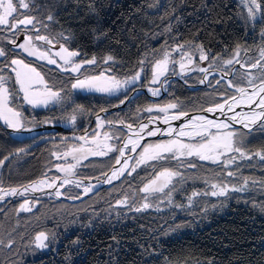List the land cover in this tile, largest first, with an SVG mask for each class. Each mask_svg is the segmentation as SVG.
Segmentation results:
<instances>
[{
    "label": "trees",
    "instance_id": "1",
    "mask_svg": "<svg viewBox=\"0 0 264 264\" xmlns=\"http://www.w3.org/2000/svg\"><path fill=\"white\" fill-rule=\"evenodd\" d=\"M26 2L30 3L31 10H26L28 14L48 25L47 28L37 25L41 34L55 37L59 41L54 42L55 45L64 43L70 50H79L83 58L95 56L99 65H95L96 70L111 67L116 76L124 78L140 67V60H145V72L141 73L142 79L135 85L138 88L148 86L151 64L160 58L164 45L175 48L177 44L184 47L202 44L210 57L219 55L227 58L237 45L241 48L254 46V38L264 32V23H257L254 31L249 29L234 0ZM168 7L171 10L162 18ZM49 14L54 17L53 21L47 19ZM60 33L70 35V39L62 40ZM8 41L0 33V47L7 53V57H0V64L5 59L10 63V58L16 57L29 62V57ZM17 42L23 43L22 40ZM108 55L113 56L115 62L104 64L103 60ZM32 65L38 67L50 84L66 88L67 91L61 93L68 97L66 107L57 104L58 108L76 111V100L71 96L69 83L65 86L59 79L61 76L45 65ZM4 73L12 77L7 68ZM171 98L181 105V111H200L208 106L198 104L194 93L177 92ZM92 102L94 104L82 108L84 118H91L112 103L105 104L98 97ZM149 106L148 98L138 95L128 105V118L134 122L140 120L141 111ZM11 144L13 146L11 139L0 136V159L10 152ZM244 144L250 153L264 149V131L244 141ZM110 162L111 159L104 161L100 158L81 161L76 177H98L110 169ZM242 162L246 166L243 177L264 182V161L253 156L251 160ZM132 182L136 183V178H132ZM199 183L202 184L201 181ZM172 184L175 205L163 214L150 208L135 211L134 207L110 214L106 211L102 214L85 212L74 222L70 218L69 223L73 225L68 227V223L64 225L67 229H60L55 234L56 248H50L23 264H264V216L260 217L250 205L234 203H230L223 213L221 210H210L203 216L184 213L181 210H186V201L200 185H192L186 177L183 181L175 179ZM122 190L117 188L109 195L101 189L96 196L102 200L110 197V202L114 203ZM258 199L263 200L260 204L264 205V194H256V203ZM6 211L7 208H2V212ZM3 218L0 214V223ZM8 224L10 231L13 221ZM45 227L51 229L49 225Z\"/></svg>",
    "mask_w": 264,
    "mask_h": 264
},
{
    "label": "snow or ice",
    "instance_id": "2",
    "mask_svg": "<svg viewBox=\"0 0 264 264\" xmlns=\"http://www.w3.org/2000/svg\"><path fill=\"white\" fill-rule=\"evenodd\" d=\"M241 2L247 9L248 20L255 24L257 22L256 14L261 13L260 22L264 23V0H241ZM21 9L30 11V3L26 2V0H0V26L5 31H11L13 37L21 34L25 35L24 42L19 45L16 44L15 38L9 39L8 42L21 49L27 56L35 57L37 60H46L48 64H55L63 72L77 74L74 82L71 83L72 89L100 92L109 95H116L123 89L126 94L129 90V85H135L142 79L141 73L145 72V60H140L138 62L140 67L123 79L115 74H110L111 67L103 69L97 74L86 75L81 73V69H84L86 65L99 66L96 57L93 56L91 59L83 58L79 50H70L64 43H60L59 51L54 54L51 53L50 49H42L35 41H43L45 44L53 46L54 42L59 41H56L55 37L50 38L47 34H41L40 27L37 25L44 28H47L48 25L43 24L37 17L29 15L27 11H21ZM47 19L53 21L54 17L49 14ZM30 31L36 34L34 36L29 34ZM261 35L264 36V32ZM59 36L62 40L70 39V35L65 36L64 33H60ZM196 49L200 52L201 61L209 59L208 53L202 44L196 45ZM175 51L181 55L180 69L183 72L186 67L184 58H188V64L192 63V58L185 50L183 44H177ZM240 55L241 46L237 45L229 57L223 58L218 55L209 60V68L213 67L217 61H220L225 67L221 79H224L228 74L226 70L227 66L234 63L240 64L241 68H258L261 70L259 77H254L247 71L243 74L247 78L248 87L252 89L251 92L245 87L234 85L232 80H228V87H235L239 95L232 94L224 102H217L211 107L202 109V111L213 114L219 112L222 116H225L224 120L208 119L203 115L190 116L187 111L182 110L172 117L166 115L164 122L167 123L169 119H182L184 117H188V122L183 124L179 129L169 127L167 132H163L160 129L151 130L145 124L138 125L134 130L132 124H125V121L120 120L119 124L124 125L131 135L123 132L116 134L104 131L103 133H93L91 139L87 136L76 137L77 140L82 141L81 144L72 145L66 151L52 153L57 160L63 159L67 161L68 157L71 156L72 161H74V163L68 162L55 165L56 170L63 173L62 177L53 176L49 178L45 173L44 178L17 187L4 186L3 181L0 180V201H3L7 196H27L30 192L43 191L44 187L55 188V195L60 197L62 195L60 188L69 184L83 187L84 193L87 194L95 186L91 184L85 186L83 179H75L78 175L75 170L80 166L81 161L88 159L89 156H107L113 152L117 153V155L112 157V161L110 162L111 174L109 175L107 172L102 173L105 177L104 183L111 184L113 180L120 179L126 172L127 175L131 176L132 173H137V169L141 165L153 169L151 178L146 179L143 186L138 189L139 192L145 193V196L142 197L145 202L142 206L136 207L135 211L148 208L150 206L148 203L149 197L156 193H163L168 197L169 202H171V191L173 189L169 186L172 185L173 178L180 176L181 173L160 163L161 161L196 157L200 161L218 164L223 168H227L237 160L238 157L235 154H238L239 158L248 160L256 156L261 161H264V149L250 153L244 144V136L248 133L239 131L235 127V125H242L244 129H248L249 133L252 131L253 126L264 129V48L260 49V59H257L250 65L246 62H241ZM0 57H7V53L2 47H0ZM54 57H58L59 61ZM76 57L82 58L77 60ZM109 62H115V58L111 55L106 56L103 60L104 64H109ZM170 62L176 63V60L172 56L171 50L166 49L163 51L162 56L155 59L151 64L150 84L160 82L159 78L166 75L169 71ZM6 68L15 74L14 84L18 85V90L9 86V81L12 80V77L4 73ZM209 68H198V70L207 73ZM144 78L147 79V75ZM204 79H207V76ZM203 82L202 80L201 83ZM216 83L219 84L220 81L217 80ZM62 91V88H57L55 84H50L41 71L38 70V67L33 66L30 62H26L25 59L19 57L10 58V63L8 59H5L4 63L0 64V122H3L7 128L17 133L31 131L30 125L32 122L25 117L21 110V105L16 103L17 97L20 98L21 104L30 105L32 108H47L50 104H61L63 102L65 97L61 95ZM149 91L154 96L158 95V89L149 88ZM124 102L123 99L120 100V103ZM253 105L260 109V111H256L252 107ZM176 107V104H168L156 109L149 106L145 108V111L153 112L155 110L167 114L169 109H175ZM241 107H248L249 111H235L236 108ZM102 111H106V109H102ZM229 112L232 115L228 116L227 113ZM69 119L75 123L76 116L70 115ZM155 119L157 118L153 117L150 123ZM106 123L111 125L114 121H105L98 118L97 128H103ZM174 131L177 133L176 137L167 141L154 144L149 143L147 145H142L141 143L145 136H156L158 134L172 136ZM101 135L103 139L100 138ZM185 137L189 141L195 142L186 143L181 139ZM197 137L199 138L198 140L196 139ZM113 139L122 140L123 142L113 145L109 143ZM138 148L141 151L137 152ZM25 151L24 148H19L16 150V154L18 155ZM127 153L135 155H127ZM8 159L9 156H4L0 159V167H3L5 161ZM157 164H159V167H157ZM187 167L195 168L197 165L191 159H187ZM226 175L228 177H235L236 173L229 170L226 172ZM137 176H139V173H137ZM94 178L99 179L98 177ZM242 180L243 183L239 186L231 181L224 182L223 180L218 183H211L210 187L212 190L210 194L212 196L227 197L229 192L248 190L249 178L243 177ZM205 182L207 183L208 181L206 180ZM165 189H169V191L165 192ZM205 194L207 195L208 193L206 192ZM193 195H196V193ZM117 203L124 204L125 201L121 200ZM30 204H32V201L25 199L20 205L19 211L30 212L32 210L29 206ZM254 207H259L264 212V205H254ZM47 240L48 233L41 231L35 235L34 240L30 243H33L36 248H45L47 247L45 243ZM3 243L0 240V244ZM14 243V240H9L5 246L11 248Z\"/></svg>",
    "mask_w": 264,
    "mask_h": 264
},
{
    "label": "rangeland",
    "instance_id": "3",
    "mask_svg": "<svg viewBox=\"0 0 264 264\" xmlns=\"http://www.w3.org/2000/svg\"><path fill=\"white\" fill-rule=\"evenodd\" d=\"M234 1L237 7L239 8L244 21L249 25V29L251 31H254V29L258 25L257 23H261V13L256 14L257 22L253 24L250 20H248L247 9L242 4L241 0ZM169 9L170 7L165 10L162 18H165V16L169 12ZM21 11L26 10L21 9ZM0 33H2V36L5 37L7 40L16 37H13V33L11 31L3 30L2 26H0ZM261 33H259L258 36L254 38V46L248 45L247 47L241 48V62H246L250 65L251 63H254L257 59H260V49L264 48V36H262ZM31 35L33 34L31 33ZM17 38L18 39L16 40V42L18 40H22L24 42L25 35L21 34ZM35 43L39 45L42 49H50L51 53L53 54L59 51L60 47V45L55 44L54 46L47 45L43 41H35ZM17 44L19 43L17 42ZM184 48L189 53V56H191L192 63L188 64V58L185 57L184 61L186 67L183 72L180 69V53H176L174 46L169 47V45H164L161 48V56L164 50L170 49L172 56L175 57L176 63H169V71L166 73V75L161 76L159 78V83L150 84L148 82V86L146 88H142L145 90V96L151 102V107H153L154 109L166 106L168 104H176L177 107L175 109H169L167 114L155 110L153 112H147L145 111V109H143L141 111L140 120L135 122L132 121V119L130 120L128 118V105L131 101H133L134 98L138 96L137 94L139 90L137 89L139 88L134 87L135 85H137V83L135 85L128 86L129 90L127 91V94H125L123 89L116 95L72 89L71 83L74 82L75 76L77 74L63 72L55 64H48L46 60H37L35 57L28 56L29 62L31 64L45 65L49 69H52L53 71L57 72L59 76H61V78L59 79L65 83V86L69 83V90L70 93H72L71 96L73 97V100H76L74 106H77V108L74 109L76 110L74 112H72L71 109L67 111L64 110L63 107H66L68 101L67 96H64L65 99L63 100V102L61 104H58L63 106L60 108H58L57 104H50L47 108H32L30 105L21 104L20 98L17 97L16 103L18 105H21V110L23 111L25 117L32 122L30 125L32 129L39 127L41 124L61 125V128L57 130H42L40 132H33L26 135H18L9 134L8 131L5 129L3 122H0L2 125V128H0V136L8 138L9 140L11 139L13 141V146L12 144L10 146V148L12 149L8 154H5V156H9V159L5 161L3 167H0V180L3 181L4 186L17 187L33 183L41 178H44L45 173L49 178L53 176L62 177L63 173L58 172L55 168V165L64 164L68 162L74 163V161H72L71 156L68 157L67 161L63 159L57 160L56 157L52 155V153L66 151L72 145L81 144L82 141L80 140V142L76 140H69V137L73 136L75 133L79 136H87L89 139H91L93 133H103L104 131L116 134L123 132L126 134L125 130L123 129H116L114 127L109 126L105 127L102 130H99L101 132L95 131L93 118L96 117L97 114L102 110L96 112V114L93 115L91 118H84V116H82V108L94 104L92 100L96 99L97 97L101 99L105 104L112 102L104 108L108 110L120 104L121 99L127 101L129 99V96L132 95L129 102H127L119 112L110 113L105 117H101L100 119H104L105 121H114V125L118 124L120 120L125 121V123L135 125L136 123L144 121L150 117L162 118L170 114L177 115L181 111L182 107L175 100H172L171 97L174 95V93H194L198 98H196L198 104H207V107H211L217 102H224V100L227 99L228 96L237 93L235 87H228V80H232L234 85L247 88V78L243 75L246 71L254 77H259L261 75V70L258 68H241L240 64L234 63L233 65L227 66L226 70L228 74L224 77V79H221V76L225 71V67L220 61H217V63L213 67L209 68V60L212 57L208 55V60L201 61L200 52L196 49V45L191 44L185 46ZM54 58L59 61L58 57ZM198 68H209V71L207 73H204L199 71ZM7 70L8 72H10L13 79V83H11V80L9 81V86L18 90V85L14 84L15 74L11 72L10 69ZM95 71H100L96 70L95 65H86L84 69H81V73L86 75L97 74L98 72L95 73ZM110 74H115L114 70H111ZM205 76H207V79H204ZM149 78L151 79V73ZM202 80L204 81L203 83H201ZM217 80L220 81L219 84L216 83ZM149 88L158 89V95L154 96L152 92L149 91ZM63 90L64 92L67 91L66 88ZM20 96H22V94H20ZM182 106L184 107L183 104ZM200 111L198 110L192 112ZM70 115L76 116L75 123H73L69 119ZM89 125L90 129L89 133H87L86 129ZM106 125L109 124L106 123ZM236 129L244 133H248L244 136V141L250 140L254 138L256 134L264 131V129H260L258 126H253L252 131L250 133L247 131L248 129L240 127ZM100 138L103 139L102 135ZM172 138L175 137L173 136L170 138L167 137L159 140H151L145 143L144 145H147L149 143H159L161 141H167ZM181 139H183V141L186 143L195 142L189 141L186 138ZM196 139L198 140L199 138L197 137ZM121 142L122 140L117 139L109 141V143L113 145H118ZM19 148H24L26 151L21 152L17 155L16 150ZM139 151H141V149L137 150V152ZM116 155L117 153L113 152L107 156H89L88 159L100 158V160L107 161L111 159L112 161V157ZM235 155H237L238 157L237 160L230 164L227 168H223L221 165L218 164H211L205 161H200L196 157L182 158L181 160L172 159L170 161L160 162L173 170H178L181 173L180 176L174 177L173 181L175 179L183 181V178L186 177L189 179V182L192 185L194 183H198L200 185L199 187H197V189L199 190L197 191V189H195L196 191L190 195L189 199L186 201L185 204L186 210H181L182 212L187 214L200 213V215L202 216L210 210H221L220 213H223L222 211H224V209L228 207L230 203H234L243 204L246 206L250 205L254 212L257 213L260 217L264 216V212H262L259 207H254V205H262L260 204V202H262L263 200L261 201L258 199L259 201L257 202V204L255 202V199L256 194H264V182L249 178L248 190L242 192H229L227 197L212 196L210 194L212 190L210 187L211 183H218L221 180H223L224 182L231 181L237 186L243 183L242 173L246 172L244 170L246 166L242 162L244 158H239L238 154ZM187 159H191L197 165V167H187ZM83 161L84 160H82V162ZM157 167H159V164H157ZM229 170L234 171L236 173V176H225L226 172ZM152 172L153 169L151 167L141 165L137 169L139 177L137 176V173H132V175L129 176L126 172L125 175L122 176V178L118 181V183L112 185L111 187L103 188L108 193H110L109 195H112L117 188L123 189L120 197H116L118 198V200H116L114 203L110 202V200L112 199L110 197L103 200L101 198H97L98 196L96 195L100 190L92 194H88V192V195L86 196L83 191V187H76L73 184H69L60 188V191L62 193L61 197L67 200H72V202L63 201L59 199L60 197L54 195V191V193L48 192L38 194L36 196L27 195L16 197L10 200H6L4 203H0V214H2V216L4 217L2 222L0 223V240L4 242L3 244H0V262L2 261V264H23L28 259L33 260L38 255L47 252L48 250H50V248L51 250L54 249V247L56 248L57 241H55L54 238L55 234L60 231V229H67V227L64 225L69 223L70 218L71 222H74L78 220L79 216L85 214V212H98L99 214H102V212L106 211L110 214L118 210H127L130 207L136 208L142 206V204L145 202L142 199V197L145 196V193L139 192L138 189L143 186V183L146 179L151 178ZM102 176L103 175H100L98 176V178H101ZM132 178H136V183L132 182ZM206 180L208 181L207 183L205 182ZM199 181H201L202 184H200ZM84 185L87 186V184ZM169 187L172 189L174 188L173 184ZM168 191L169 189H165V192ZM172 191L171 202H169L168 197L165 196L163 193H156L153 196L149 197L148 203L150 204V206L148 208L154 210L155 212L164 213L166 209H168L169 207H173V205H175L173 204L175 192ZM206 192L208 193L207 195L205 194ZM194 193H196V195H193ZM25 199H29L32 201V204L29 205L32 208L30 212L19 211L20 205L24 202ZM84 200L86 201L81 203ZM121 200H124L125 203L118 204L117 202ZM2 208H7V211L2 212ZM9 221H13V225L10 231L8 228ZM47 225H49V228L51 229L46 228L45 226ZM72 225L73 223H69L68 227ZM28 231L32 232L28 234ZM41 231L48 233V240L45 241L47 247L36 248L35 245L30 242L33 241L35 235ZM9 240L15 241L11 248L5 246Z\"/></svg>",
    "mask_w": 264,
    "mask_h": 264
},
{
    "label": "water",
    "instance_id": "4",
    "mask_svg": "<svg viewBox=\"0 0 264 264\" xmlns=\"http://www.w3.org/2000/svg\"><path fill=\"white\" fill-rule=\"evenodd\" d=\"M176 53H177V52H176ZM250 89H251V88L247 87V90H250ZM137 90H139L138 93H140V92L144 93V92H145V90L142 89V88H139V89H137ZM251 90H252V89H251ZM236 95H238V93H236ZM131 97H132V95L129 96V99H128L127 101L125 100L124 103H120V104H118V106H115V107H113V108H111V109H108V110H106V111H100V112L97 114V116L94 117L93 119H95V118L105 117L106 115H108V114H110V113L119 112V111L124 107V105H125L127 102H129V100L131 99ZM240 109H241V110H240ZM237 110H240V112H241V111H243V112H247V111H249V109H248L247 107L236 108L235 111L237 112ZM255 110H256V109H255ZM256 111H260V109H257ZM189 115H190V116L203 115V116H205V117H209V118H219V119H221V120H224V119H225V116H222L219 112H216L215 114H213V113H208V112H205V111H200V112H190ZM227 115L230 116V115H232V113L229 112V113H227ZM168 117H169V116H168ZM152 118H153V117H150V118H148V119H146V120H144V121H141V122L136 123L135 125H133V129L135 130V129L137 128V126L140 125V124L148 125V128L151 129V130H154V129H160V130H163V129H166L167 127H169L170 125L175 129L176 127H178V125L181 123V121H183L184 119H188V117H184V118H182V119H174V120H172V121H168L167 123H165V122L163 121L165 117H162V118H157V117H156L157 119H155L154 121H152V122L150 123V120H152ZM125 124H128V123H125ZM107 126H109V127H114V128H116V129H121V130L123 129V130H127V131H128V129H127L124 125H121V124H119V123L116 124V125H114V124L106 125V124H105L104 127H107ZM4 127H5V129L8 131L9 134L26 135V134H30V133H33V132H40V131H42V130H57V129H60V128H61V125L41 124L39 127L35 128V129H32L31 131H21V132H19V133L14 132L12 129L7 128L5 125H4ZM235 127H236V128H238V127L243 128L242 125H235ZM89 128H90V125L87 126V129H86V130H88ZM247 131H248V130H247ZM99 132H101V131H99ZM73 134H74V133H73ZM83 134H84V133H83ZM173 135H174V132H173ZM76 137H79V135H77V134L75 133L73 136L69 137V140H76V141H79V140L76 139ZM167 137L170 138L171 136H168V135H161V134H158V135H156V136H145L144 139L141 141V143H142V145H144L145 143H147V142H149V141H151V140H159V139H163V138H167ZM172 137H173V136H172ZM79 142H80V141H79ZM122 142H123V141H122ZM122 142H121V143H122ZM81 143H82V142H81ZM138 149H139V148H138ZM129 155H134V154L130 153ZM116 167H118V166H116ZM110 172H111V168L109 169V171H107V173L109 174ZM121 178H122V177H121ZM121 178H120V179H121ZM75 179H83V183H84V184H87V185L91 184V185H94V186H95V187H93L92 191H90L88 194L95 193V192H97L98 190H101V189H103V188L111 187L112 185L118 183V181L120 180V179H118V180H113V182H112L111 184H109V183H104V182H103L104 179H105L104 175H103L101 178H99V179H85V178H78V177H75ZM58 183H59V181H58ZM54 191H56L55 188H47V187H44L43 191H37V192H34V193L30 192V193H28L27 195L36 196V195H38V194H42V193H48V192H49V193H54ZM88 194H86V196H87ZM54 195H55V193H54ZM16 197H21V196H7V197L4 198L3 201H0V203H4L6 200H10V199H13V198H16ZM59 199H61V200H63V201L72 202V200H67V199H65V198H62L61 196H60ZM82 199H83V198H82Z\"/></svg>",
    "mask_w": 264,
    "mask_h": 264
},
{
    "label": "bare ground",
    "instance_id": "5",
    "mask_svg": "<svg viewBox=\"0 0 264 264\" xmlns=\"http://www.w3.org/2000/svg\"><path fill=\"white\" fill-rule=\"evenodd\" d=\"M135 87V86H134ZM249 92H251V89L250 90H248ZM146 93H138L137 95H145ZM238 95H239V93H238ZM237 95V96H238ZM254 109H258V108H256V106L255 105H253L252 106ZM248 108V107H247ZM241 110V109H240ZM240 110H237V112H240ZM176 114H173V115H168L169 117H172V116H175ZM197 116V115H196ZM206 118H208V119H219V118H209V117H206ZM165 119V118H164ZM97 120H98V118H95L94 119V125H95V131H99V130H102V129H104L105 127H103V128H97ZM172 120H174V119H169L168 121H172ZM219 120H221V119H219ZM164 121V120H163ZM188 122V119H184L183 121H181V123L178 125V127H176L175 129H179L183 124H185V123H187ZM93 125V126H94ZM169 127H171L172 129H174L171 125L169 126ZM169 127H167L166 129H163L162 131L163 132H167L168 131V129H169ZM90 129V128H89ZM89 129L87 130V133H89ZM154 130H156V129H154ZM125 132H126V134H128V135H131V133H129L127 130H125ZM176 135H177V133L174 131V135H172V136H174V137H176ZM171 136V137H172ZM3 137V136H2ZM186 138V137H185ZM186 139H188V138H186ZM138 150V149H137ZM127 154H129V153H127ZM119 167V166H118ZM111 174V172L109 173V175Z\"/></svg>",
    "mask_w": 264,
    "mask_h": 264
},
{
    "label": "flooded vegetation",
    "instance_id": "6",
    "mask_svg": "<svg viewBox=\"0 0 264 264\" xmlns=\"http://www.w3.org/2000/svg\"><path fill=\"white\" fill-rule=\"evenodd\" d=\"M0 128H2V125H1V123H0Z\"/></svg>",
    "mask_w": 264,
    "mask_h": 264
}]
</instances>
